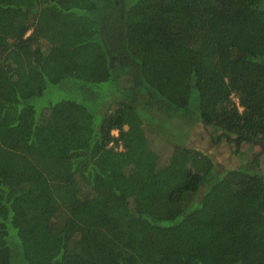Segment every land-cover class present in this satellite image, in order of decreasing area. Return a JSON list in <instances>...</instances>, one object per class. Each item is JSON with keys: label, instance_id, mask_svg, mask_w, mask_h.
<instances>
[{"label": "trees", "instance_id": "1", "mask_svg": "<svg viewBox=\"0 0 264 264\" xmlns=\"http://www.w3.org/2000/svg\"><path fill=\"white\" fill-rule=\"evenodd\" d=\"M263 140L264 0H0V264H264Z\"/></svg>", "mask_w": 264, "mask_h": 264}, {"label": "rangeland", "instance_id": "2", "mask_svg": "<svg viewBox=\"0 0 264 264\" xmlns=\"http://www.w3.org/2000/svg\"><path fill=\"white\" fill-rule=\"evenodd\" d=\"M56 56H57V53L55 52L49 55L51 60H54L53 58H55ZM59 97L60 95L54 97L53 98L54 101L59 100L60 99ZM232 100L235 104H237L236 98L233 97ZM166 123L167 124L164 126V129H166L167 131H171L172 125L168 124L169 121H167ZM176 126H177V123H176ZM178 129L172 132V134H170L172 136V139L174 140L177 134L179 133V131L181 132L183 130V128L180 129L179 127ZM190 132H191L190 135L185 137L186 142H188L189 145H193L199 150H204L207 153H209L212 156V159L215 161L216 164L221 165L223 167H232L238 164V157L233 156L230 153V149L227 148L224 143H220V144L214 143V141L206 137L207 131H205L204 127L196 125L192 128ZM262 143L243 144L240 147V151L245 153L246 156L248 157H252L254 155L259 156V159L262 161V165H264V149L262 148V145H263Z\"/></svg>", "mask_w": 264, "mask_h": 264}, {"label": "flooded vegetation", "instance_id": "3", "mask_svg": "<svg viewBox=\"0 0 264 264\" xmlns=\"http://www.w3.org/2000/svg\"><path fill=\"white\" fill-rule=\"evenodd\" d=\"M263 145H262V148L264 149V142L262 143Z\"/></svg>", "mask_w": 264, "mask_h": 264}]
</instances>
